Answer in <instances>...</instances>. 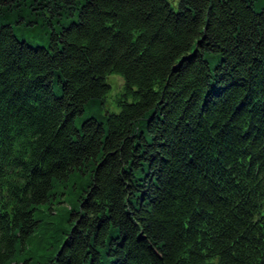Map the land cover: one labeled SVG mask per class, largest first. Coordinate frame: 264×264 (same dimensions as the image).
I'll list each match as a JSON object with an SVG mask.
<instances>
[{"label": "trees", "instance_id": "1", "mask_svg": "<svg viewBox=\"0 0 264 264\" xmlns=\"http://www.w3.org/2000/svg\"><path fill=\"white\" fill-rule=\"evenodd\" d=\"M0 264H264V0H0Z\"/></svg>", "mask_w": 264, "mask_h": 264}, {"label": "rangeland", "instance_id": "2", "mask_svg": "<svg viewBox=\"0 0 264 264\" xmlns=\"http://www.w3.org/2000/svg\"><path fill=\"white\" fill-rule=\"evenodd\" d=\"M72 20H76V17L65 19L63 21V24L68 25L70 22H72ZM18 32H19L18 33L19 38L25 37L29 41L37 40V41H41V42L45 43L47 40L45 34L41 31H39V29L38 30L33 29L31 31H23V30L19 31L18 30ZM107 80L111 86L109 93L107 94V100H106L107 106L111 111L117 112L118 107L115 105L114 99L120 92L123 91L124 79L119 74H112L108 77ZM54 92L56 95L61 94V90H60L59 85H55ZM88 114H89V111H87L86 115H88ZM103 114H105V111L103 112ZM79 124H80V118H78V120H77V125L79 126Z\"/></svg>", "mask_w": 264, "mask_h": 264}]
</instances>
